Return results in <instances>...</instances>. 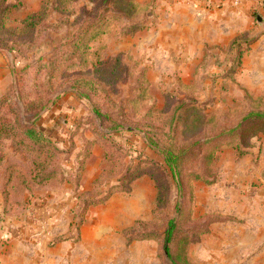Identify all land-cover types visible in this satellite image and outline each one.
Here are the masks:
<instances>
[{
    "label": "rangeland",
    "instance_id": "1",
    "mask_svg": "<svg viewBox=\"0 0 264 264\" xmlns=\"http://www.w3.org/2000/svg\"><path fill=\"white\" fill-rule=\"evenodd\" d=\"M0 1L4 5H25L10 12L7 29L0 31V40L9 41L14 36L12 30L47 0ZM60 1L63 6L53 4L57 9L45 23L46 32L37 46L0 52L9 59L8 66L0 71V110L9 113L5 116L9 120L13 119L12 111H19L25 120L29 103L42 101L45 108L37 124L56 148V175L48 182H39L29 175L28 155L21 154L22 147L16 152L11 141H4L0 221L20 222L27 225L31 235L41 238L54 231L52 215H59L63 208L65 214H61L54 243L79 241L80 228L92 207L104 205L116 195L139 194L150 206L146 218L136 219L120 235L128 246L147 243L148 263L173 264L163 245L168 222L174 221L179 223L178 238L188 241L183 246L186 255L179 244L172 245V253L181 255V264H264V209L258 221L251 219L250 211L241 217L226 214V203L221 202L225 190L219 196L223 154L231 151L235 161L242 159L237 158L236 151L227 147L219 153L214 164L215 183L196 182L188 204L164 157L147 140L148 132L162 134L169 130L170 116L179 105H189L183 110V122L175 127L174 138L180 145L191 142L199 133L213 135L232 127L248 111L264 109V0H253L249 5L244 31L229 46L212 49L201 64L180 72L168 67L159 70L164 78L154 75L155 67L147 64L146 56L144 62L132 50L115 53L113 43L123 37L108 38L106 51L101 54L105 61L113 62L120 56L123 62L121 72L111 76L107 62L106 66L95 67L101 68L99 71L90 67L86 71L77 60H61L65 53L59 45L90 17L94 6L105 13H117L126 2L113 7L105 0H79L75 4V0ZM136 2L139 12L149 15L152 28L157 0ZM215 4L222 8L220 2ZM194 111L195 117L185 114ZM151 135L163 144L164 136ZM262 137L252 141L251 149ZM11 165H18V169L8 180L6 171ZM87 175L93 180L89 190L83 191ZM160 191L162 200L158 204ZM109 192L113 194L106 202H96ZM67 193L71 195L68 201L64 200ZM211 193L216 201L209 204ZM214 218L219 220L211 223ZM127 229H133L136 235L131 241L123 235Z\"/></svg>",
    "mask_w": 264,
    "mask_h": 264
},
{
    "label": "crops",
    "instance_id": "2",
    "mask_svg": "<svg viewBox=\"0 0 264 264\" xmlns=\"http://www.w3.org/2000/svg\"><path fill=\"white\" fill-rule=\"evenodd\" d=\"M216 2L222 8L216 7ZM252 2L245 0L234 7L232 0H157L154 26L115 41L113 49L115 53L132 50L141 59L146 56L147 64L155 67L154 75L164 78L160 71L165 67L180 72L201 64L212 49L218 51L221 46H229L244 31ZM8 63L6 55L0 54V71ZM257 144L236 161L234 154L226 151L218 182L219 196L225 190L221 202L226 203V214L236 213L241 217L250 211L255 221L264 209V137ZM92 180L88 175L85 177L83 191L89 190ZM70 196L67 193L64 200L68 201ZM215 201L216 196L211 193L208 202ZM149 207L148 200L139 194L113 196L106 204L90 209L80 228L79 241L58 243L54 242L59 236L61 214H65L63 208L64 213L52 215L54 231L41 238L31 235L27 225L20 222L0 221V264H150L147 243L128 246L120 235L136 219L146 218Z\"/></svg>",
    "mask_w": 264,
    "mask_h": 264
},
{
    "label": "trees",
    "instance_id": "3",
    "mask_svg": "<svg viewBox=\"0 0 264 264\" xmlns=\"http://www.w3.org/2000/svg\"><path fill=\"white\" fill-rule=\"evenodd\" d=\"M77 1L79 0L73 1L72 4H75ZM105 1H108L113 7L125 2L126 6L117 13L109 11L105 13L102 9L100 10L94 6L90 17H86L78 24L71 34L66 36L65 40L61 42L62 45L60 44L59 47L61 46L60 48L65 53L62 57L63 59L60 58L61 60H77L78 65H81L86 71H88L89 67L99 71L101 68L95 67L106 66L105 62H107V66L109 64L108 68L111 67L108 69V75L111 76L112 74L121 72L119 67L123 65V62L120 56H117L113 62L105 61L102 58L101 54L106 51V40L110 37L120 38L132 35L135 32L150 28L151 24L149 15L144 13L146 11L139 12L136 0ZM67 2H71V0H67ZM3 3L4 1H0V31L7 29L6 20L11 11L16 8L25 7L21 2L6 5ZM54 3H56V7L61 4L63 6V2L60 0H52L50 4L47 0L46 2L43 1L42 7L39 10L31 11L27 18L12 30L14 36L11 40H0V52H16L18 49L23 51V47L37 46L42 41V36L46 32L45 23L57 9L53 8ZM83 11L85 14L89 13L85 8ZM26 35L31 36L32 39L24 38ZM92 80L94 81V79ZM187 107H189L188 104H183L175 108L174 113L170 116L169 130L166 133H151L153 135L164 136L163 144L156 141L149 132L147 133V140L164 157L170 173L175 180L176 187L186 193L184 197L185 202L189 204L194 197V184L196 182L202 181L208 185L215 183L217 177L214 171V164L221 151L227 147H232L237 153V158H243L249 154L252 141L264 135V109L248 111L234 126L224 128L213 135H209L208 132L199 133L193 137L194 139L191 142L180 145L174 138V134L176 133L175 127L178 123L183 122L185 117L183 110ZM44 108L45 104L42 101L29 103L25 112L27 116L25 120L19 111H12L13 119L9 120L5 117L9 113L4 114L0 110V168H2V164L5 161L3 143L8 140L11 141V147L16 152L20 151L22 147L21 154L27 153L30 169L29 175L32 177V180L48 182L54 178L56 175L53 169L56 148L37 124V119ZM96 113L99 112L97 111ZM185 114H191L192 117L197 116V113L195 115V111L186 112ZM99 116L102 117L100 114ZM16 169H18V165H11L7 168L8 180L13 178ZM157 184L160 187L158 180ZM112 194V192H109L97 199L96 202L99 204L104 203ZM161 195L162 192L160 191L158 204L161 203ZM211 220L210 222L213 223L219 219L214 218ZM138 224L145 223L138 222ZM178 228L179 223H175L174 221L168 222V229L163 245L164 253L171 259L173 264H181V255H174L172 253V245L174 243L179 244L183 254L186 255L183 246L188 243L187 240L178 238ZM123 235L128 241L133 240L136 236L133 234V229L125 230Z\"/></svg>",
    "mask_w": 264,
    "mask_h": 264
},
{
    "label": "built area",
    "instance_id": "4",
    "mask_svg": "<svg viewBox=\"0 0 264 264\" xmlns=\"http://www.w3.org/2000/svg\"><path fill=\"white\" fill-rule=\"evenodd\" d=\"M245 0H232V5L234 7L240 6Z\"/></svg>",
    "mask_w": 264,
    "mask_h": 264
},
{
    "label": "water",
    "instance_id": "5",
    "mask_svg": "<svg viewBox=\"0 0 264 264\" xmlns=\"http://www.w3.org/2000/svg\"><path fill=\"white\" fill-rule=\"evenodd\" d=\"M258 20H260V18H258Z\"/></svg>",
    "mask_w": 264,
    "mask_h": 264
}]
</instances>
